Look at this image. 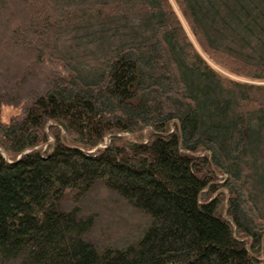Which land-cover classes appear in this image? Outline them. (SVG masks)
<instances>
[{
    "label": "trees",
    "instance_id": "16d2710c",
    "mask_svg": "<svg viewBox=\"0 0 264 264\" xmlns=\"http://www.w3.org/2000/svg\"><path fill=\"white\" fill-rule=\"evenodd\" d=\"M0 264H264V0H0Z\"/></svg>",
    "mask_w": 264,
    "mask_h": 264
},
{
    "label": "rangeland",
    "instance_id": "374dc122",
    "mask_svg": "<svg viewBox=\"0 0 264 264\" xmlns=\"http://www.w3.org/2000/svg\"><path fill=\"white\" fill-rule=\"evenodd\" d=\"M18 112V109L12 108V107H5L3 109V119L8 120L11 115ZM95 195H101V193L97 192Z\"/></svg>",
    "mask_w": 264,
    "mask_h": 264
}]
</instances>
